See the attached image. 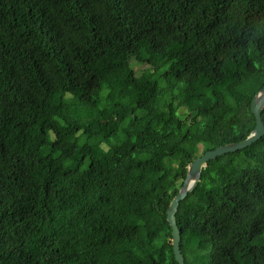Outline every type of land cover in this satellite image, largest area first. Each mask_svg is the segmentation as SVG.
Masks as SVG:
<instances>
[{
	"label": "trees",
	"instance_id": "1",
	"mask_svg": "<svg viewBox=\"0 0 264 264\" xmlns=\"http://www.w3.org/2000/svg\"><path fill=\"white\" fill-rule=\"evenodd\" d=\"M263 87L264 0H0V264H177ZM176 218L185 264H264V137Z\"/></svg>",
	"mask_w": 264,
	"mask_h": 264
},
{
	"label": "water",
	"instance_id": "2",
	"mask_svg": "<svg viewBox=\"0 0 264 264\" xmlns=\"http://www.w3.org/2000/svg\"><path fill=\"white\" fill-rule=\"evenodd\" d=\"M263 111L264 87L254 96L251 103V113L255 117L256 126L250 135L242 142L228 144L218 147L213 151H208L188 165L187 176L183 186L179 190L178 194L173 198L167 211V221L172 231L171 244L177 264H185V259L181 251V232L178 228L176 218L180 203L184 201L189 194L193 193L197 186L201 183L202 172L209 166L211 161L228 154L243 151L264 137V123L262 120Z\"/></svg>",
	"mask_w": 264,
	"mask_h": 264
},
{
	"label": "rangeland",
	"instance_id": "3",
	"mask_svg": "<svg viewBox=\"0 0 264 264\" xmlns=\"http://www.w3.org/2000/svg\"><path fill=\"white\" fill-rule=\"evenodd\" d=\"M119 58H120V56H115L113 59H114V61H116V60H118ZM133 67H134V69H135L136 71H139V70H140V65H138V64H137V65H133ZM135 91H137V92H146V90H145L143 87H137V88L135 89ZM115 100L117 101L116 98H115ZM49 125H50L51 128H53L55 131L58 132V127H57L56 124H54V123H50ZM143 209H144V212H145L146 217L149 218V211H150V208L148 207V205L144 203V204H143Z\"/></svg>",
	"mask_w": 264,
	"mask_h": 264
}]
</instances>
